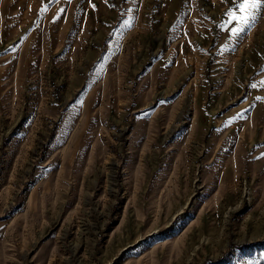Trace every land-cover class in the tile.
Instances as JSON below:
<instances>
[{"label":"rangeland","instance_id":"374dc122","mask_svg":"<svg viewBox=\"0 0 264 264\" xmlns=\"http://www.w3.org/2000/svg\"><path fill=\"white\" fill-rule=\"evenodd\" d=\"M237 2L0 0V264H264V7L233 35Z\"/></svg>","mask_w":264,"mask_h":264},{"label":"snow or ice","instance_id":"6c2138e0","mask_svg":"<svg viewBox=\"0 0 264 264\" xmlns=\"http://www.w3.org/2000/svg\"><path fill=\"white\" fill-rule=\"evenodd\" d=\"M49 2H58V0H49ZM262 7H264V0H238L233 10L228 13L229 23L235 22L237 25L236 28L232 29L233 35L242 32L244 26H247L255 18L256 12ZM41 11H47V5H44Z\"/></svg>","mask_w":264,"mask_h":264}]
</instances>
